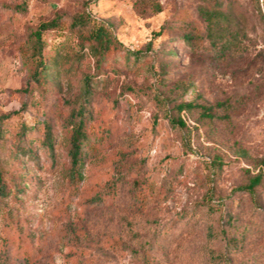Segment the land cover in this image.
I'll list each match as a JSON object with an SVG mask.
<instances>
[{"label":"rangeland","instance_id":"obj_1","mask_svg":"<svg viewBox=\"0 0 264 264\" xmlns=\"http://www.w3.org/2000/svg\"><path fill=\"white\" fill-rule=\"evenodd\" d=\"M202 1L0 0V264H264V0H218L224 52ZM80 10L139 57L101 66L72 169L70 113L95 71L68 27ZM54 16L37 84L31 35ZM190 101L214 117L182 110L171 128L164 109Z\"/></svg>","mask_w":264,"mask_h":264},{"label":"trees","instance_id":"obj_2","mask_svg":"<svg viewBox=\"0 0 264 264\" xmlns=\"http://www.w3.org/2000/svg\"><path fill=\"white\" fill-rule=\"evenodd\" d=\"M157 10V9H155ZM199 18L203 21L205 26L206 37L209 44L216 50L224 52L228 47L229 38H227V14L222 9L221 3L218 0H203L196 8ZM261 17H263L261 15ZM59 27V17L54 16L49 20L42 21L37 24L32 31V49L28 56L29 78L37 84H47L48 77L54 67V61L44 59L42 56L41 33L45 30H52ZM70 30L74 31L79 37V50L86 49L88 54L94 60V72L90 75L82 76L80 80V90L75 107L70 113V130L68 138V153L70 158L71 168L82 161V147L86 141L85 124L88 116L89 102L91 99L92 88L99 80L96 75L100 72L101 66L105 65L109 60L120 58L126 64L130 57L134 60L138 59L139 52L130 51L121 46V44L114 38L109 28L100 20L94 19L90 14L84 10H80L74 14L68 22ZM183 40L186 38L183 37ZM186 41V40H185ZM81 52L76 54L74 60L81 57ZM71 62L69 63L70 66ZM68 66V67H69ZM192 108L198 109L200 118L211 119L214 114L210 108L197 102H179L164 109V116L168 120L171 128H184L185 124L179 117L177 112L182 110H190ZM229 115L226 114V117ZM46 146L48 155L52 158V142L49 134L46 136ZM243 153L242 150L239 151ZM211 163H214L211 161ZM256 165L261 170L264 168V155L256 160ZM262 172L251 176L248 179L245 189L248 192L253 191V187L260 183ZM0 193H2V186L0 185Z\"/></svg>","mask_w":264,"mask_h":264}]
</instances>
